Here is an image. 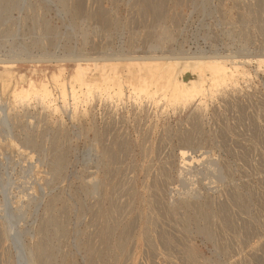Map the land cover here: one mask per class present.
<instances>
[{
	"label": "rangeland",
	"instance_id": "374dc122",
	"mask_svg": "<svg viewBox=\"0 0 264 264\" xmlns=\"http://www.w3.org/2000/svg\"><path fill=\"white\" fill-rule=\"evenodd\" d=\"M112 1L0 0V55L67 58L13 69L36 82L59 68L71 75L75 62L68 58L79 51L93 57L238 55L250 60L248 75L208 99L201 112L194 105L163 112L100 99L75 112L50 113L36 102L13 110L10 126H0V264H19L18 255L41 241L45 264H89L88 247L103 249L97 216L110 207L107 193H115L119 207L111 242L123 233L124 250L95 264H191L187 252L192 264H264V65L257 63L264 56V0H164L161 12L146 15L141 0ZM99 6L109 12L107 26L86 17ZM162 30L172 38H158ZM0 98L4 107L8 99ZM26 137L35 144L25 145ZM8 138L28 154L9 148ZM180 146L205 157L202 164L182 171Z\"/></svg>",
	"mask_w": 264,
	"mask_h": 264
},
{
	"label": "bare ground",
	"instance_id": "6f19581e",
	"mask_svg": "<svg viewBox=\"0 0 264 264\" xmlns=\"http://www.w3.org/2000/svg\"><path fill=\"white\" fill-rule=\"evenodd\" d=\"M163 1L164 0H155L154 2H148L147 0H141L139 11L143 15H146L148 13H159L162 11ZM260 1L261 4H263V0ZM112 2H114V0ZM81 12L82 11L80 10L79 5L73 7V14L75 17H78ZM86 17L94 18L103 26H107L110 23L109 12L103 10L100 6L96 8V10L92 14L86 15ZM169 33L170 32H168L167 30H162L158 34V38L163 37L165 38L164 40L171 39L172 36ZM70 57L71 58H68V60H72L73 62H75V68L71 75L65 77V69L59 68V70H56L57 72H52L49 75L48 79L44 78L43 80L36 82L32 77L25 78L24 76L19 75L20 78H18L17 74L13 71V69L18 63L22 62H29L33 64H40L44 62L61 63L67 60V58H59L55 55H41L40 57L23 56L18 54L14 56L0 55V96H5L8 99L7 101L4 99L6 102L4 103L5 106L3 105L4 107H2V99L0 98V126L9 127L11 112L18 108H22V110H25L31 102H36L39 106L42 107V109L48 110L50 111V113L54 114L60 112L62 108L70 109V107L75 112L78 106H86L95 99H100L104 102L112 104H118L124 101L126 102L127 100L128 102L132 103L137 109L142 110L148 105L150 107L152 106L153 108L156 107L157 110L159 108V110H162L163 112H167L170 110L177 111L180 109L184 110L185 108L194 105L196 111L201 112L202 110H204V106L208 99L228 92V90L237 86H235V84H237L236 82L238 77L244 78L248 75L247 72L244 70V65L250 61L249 59L245 57L241 58L238 55H230L225 57L219 55L181 56L170 54L167 55L164 52H160L158 54L157 52H151L144 56H129L110 53L93 57L87 56L81 51H79L76 55H72ZM259 57L261 58L259 59ZM259 57L257 63L260 65H264V56ZM32 71L30 72L31 74ZM33 74H36V70L33 71ZM46 118H48V116ZM193 119L195 120V118ZM191 141L192 140L188 137L183 139V143L186 145L190 144ZM24 143L27 146H33L35 144L34 140L31 139V137H26L24 139ZM118 143V147L122 149L124 145L120 143V141ZM7 145L9 148L16 150L17 152L23 155L28 154L26 150H24L26 147L19 146V144H17L10 138H8ZM109 154V151L104 150V159H110ZM202 155H206V153ZM195 156L189 154L188 147H181L179 151V157L181 160L180 167L182 171L183 169L191 168L194 165H198L200 163L202 164V161L205 157L199 158ZM60 160V157L56 158V166L61 165ZM180 173L182 174V172ZM204 175L206 176V174ZM177 176L181 177L179 173ZM182 190L183 189H181V191ZM121 191L123 192L124 188H122ZM114 194H105V201L110 206L109 209L102 211L99 210L97 216V221L100 226V229L98 230V239L100 245L103 246V249L102 251H97L92 247H88L87 257L89 264H95V260L100 259L102 257L104 259L108 258V255H110L117 249L124 250L125 240L122 236L123 233L119 234L117 240L113 239L114 242H111L114 232L113 229L115 228V226L117 227L118 225L115 221V216L119 212V207L116 204L117 202L115 201ZM155 195H153V203L160 206L162 203L157 197L158 193L155 192ZM183 204L185 206H190V203L187 202H183ZM206 207L207 206L204 205L203 209L206 210ZM166 208L169 213L173 211L172 207L168 205V203H166ZM53 224L57 231H60L61 224L60 227L58 224H56V222H53ZM57 231H55V233ZM10 232V227L6 226L5 223V228L2 232L3 238L7 239L10 235ZM34 249V251H31L29 249V252L21 253V255L19 254V264H21V261L23 260H26L28 264H45V262L48 261L46 259L48 255H46V244L44 242L41 241ZM186 256L188 257L189 262L193 263V257L189 254V252L186 253Z\"/></svg>",
	"mask_w": 264,
	"mask_h": 264
}]
</instances>
